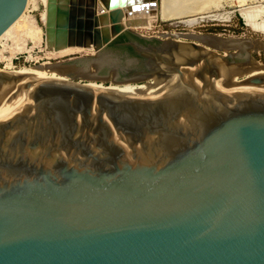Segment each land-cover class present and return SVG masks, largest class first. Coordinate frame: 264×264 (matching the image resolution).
Segmentation results:
<instances>
[{"label": "water", "instance_id": "1", "mask_svg": "<svg viewBox=\"0 0 264 264\" xmlns=\"http://www.w3.org/2000/svg\"><path fill=\"white\" fill-rule=\"evenodd\" d=\"M26 6L0 0V37ZM160 8L46 0L44 37L46 51L92 53L48 65L73 81L176 75L181 87L167 95L0 71V264H264V94L207 88L221 63L253 62L229 41H251L208 48L132 31ZM126 33L142 42L124 63L110 46Z\"/></svg>", "mask_w": 264, "mask_h": 264}, {"label": "rangeland", "instance_id": "2", "mask_svg": "<svg viewBox=\"0 0 264 264\" xmlns=\"http://www.w3.org/2000/svg\"><path fill=\"white\" fill-rule=\"evenodd\" d=\"M167 1L170 0H161L160 17L150 20L148 28L132 31L143 37L159 40L168 37L176 39L174 37L184 35V38L179 39L184 42H192L193 40L188 38L195 35L215 36L226 40H249L260 45L249 50L251 60L264 64V0H172L175 9L169 13L164 11L168 5L165 3ZM28 5L25 20L27 17L33 19L36 27L41 30V35L34 41L26 38L23 31L27 21L20 20L19 24L0 41V69L12 71L23 67H36L43 63H66L92 55L91 52L81 50H67L59 54L47 53L44 37L45 0H29ZM110 50L124 63L127 58L133 56L126 49L115 47ZM80 80L79 78L72 81L80 84L87 82ZM98 84L111 86L126 83H113L109 79L108 83Z\"/></svg>", "mask_w": 264, "mask_h": 264}, {"label": "bare ground", "instance_id": "3", "mask_svg": "<svg viewBox=\"0 0 264 264\" xmlns=\"http://www.w3.org/2000/svg\"><path fill=\"white\" fill-rule=\"evenodd\" d=\"M165 3L168 4L166 8H164V6L162 5L163 6L162 9L164 8L165 12L169 13L172 12L173 9H175V4H173L172 0L167 1ZM28 4H29V0L27 2V5ZM25 11L19 17V19L3 35H1L0 41L2 40L3 37L7 35V33L11 32L16 27L17 24H19L20 20L22 19L25 20ZM29 18L27 17L25 20L27 21V26L24 28L23 34L26 38H29L32 41H34L35 39H38L40 37L39 35H41V30L36 27V25L34 24L35 21ZM183 36H176L174 38H176V40H179L184 38ZM188 39L194 40L196 42H202L203 46L205 47L208 46L215 47L218 44L226 43L221 38L219 37L217 38L215 36L212 37V36L195 35L189 37ZM179 41L181 42V40ZM229 42H232L233 44L240 47H245L247 45L249 50L252 49L254 46L260 47L259 43L257 42L247 43L245 41H240V40H234ZM67 50H79V49H66L58 52H54L51 50V51H47V53L59 54ZM81 51H85V50H81ZM48 65L50 64L43 63L36 67H29V68L23 67L12 71H4V70L1 71L19 76L21 77V80H50L54 82L79 85L89 88L95 92L109 93L112 95H154L159 98L181 87V79L176 75H173L168 79H162V80L148 79L137 85L132 83H126L124 85L121 84V85L103 86L101 84H98V82L96 83L94 81H87L84 84H80L77 82H73L71 80L72 78H70L68 75L69 71L64 69L61 70V69L51 68ZM71 75L74 74H70V76ZM259 76L264 77V64H259L258 62H251L246 66L245 65L241 66V65H225L224 63H221L219 66V75L212 79L211 83L208 84L207 88L210 91H215L217 93L223 94L228 97L237 96V95L243 97L249 94H264V83L254 84L250 82L251 78L259 77Z\"/></svg>", "mask_w": 264, "mask_h": 264}, {"label": "flooded vegetation", "instance_id": "4", "mask_svg": "<svg viewBox=\"0 0 264 264\" xmlns=\"http://www.w3.org/2000/svg\"><path fill=\"white\" fill-rule=\"evenodd\" d=\"M137 39H138V38H136L135 35H132V34L129 35V36L124 35L121 39L115 41V42L110 46V49H111V48H115V47H116V48H120V49H126V50L129 52V54H131V55L134 56L135 54H134V50H133L131 44H132V43H135V42L141 44V42H138ZM137 68L140 69V68H141V65H138ZM103 74H105V73H103ZM129 75H130V73L120 72V73H119V78H120V79H124V78L128 77Z\"/></svg>", "mask_w": 264, "mask_h": 264}, {"label": "crops", "instance_id": "5", "mask_svg": "<svg viewBox=\"0 0 264 264\" xmlns=\"http://www.w3.org/2000/svg\"><path fill=\"white\" fill-rule=\"evenodd\" d=\"M137 33V32H136ZM125 35V34H124ZM124 35L120 36L117 40L121 39Z\"/></svg>", "mask_w": 264, "mask_h": 264}, {"label": "trees", "instance_id": "6", "mask_svg": "<svg viewBox=\"0 0 264 264\" xmlns=\"http://www.w3.org/2000/svg\"><path fill=\"white\" fill-rule=\"evenodd\" d=\"M240 23L242 24V21L240 20ZM137 40H139V39H137ZM139 41H141V40H139ZM142 42V41H141Z\"/></svg>", "mask_w": 264, "mask_h": 264}, {"label": "built area", "instance_id": "7", "mask_svg": "<svg viewBox=\"0 0 264 264\" xmlns=\"http://www.w3.org/2000/svg\"><path fill=\"white\" fill-rule=\"evenodd\" d=\"M1 68V67H0ZM3 70V69H0V71Z\"/></svg>", "mask_w": 264, "mask_h": 264}]
</instances>
